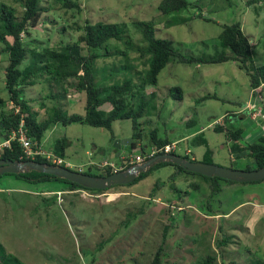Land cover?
Masks as SVG:
<instances>
[{
	"label": "rangeland",
	"instance_id": "374dc122",
	"mask_svg": "<svg viewBox=\"0 0 264 264\" xmlns=\"http://www.w3.org/2000/svg\"><path fill=\"white\" fill-rule=\"evenodd\" d=\"M159 1L80 0L81 10L76 15L56 0H40L45 13L27 37L22 35V40L31 48H54L59 43H73L80 34L76 28L85 20L121 24L124 35L109 41L108 55L94 62L93 76L100 87L125 79L133 81L135 77L140 80L145 74L148 57L136 52L144 44L134 23L148 20L156 24L154 37L170 40L176 54L186 58L229 55V49L220 46L218 36L223 26L239 23L251 46L252 64H264V0L248 4L251 0H186L191 4L187 9L169 15L157 11ZM0 2L17 13L21 11L17 0ZM6 59V54L0 55V98L4 100ZM173 87L179 88L180 100L168 96ZM151 90L156 95V110L140 120L145 130L155 128L158 137H166L169 142L184 138L175 142L177 149L187 148L196 161H201L205 146L191 141L201 133L212 151V164L236 169L253 166L250 161L229 157L231 142L223 133L212 130L217 125L227 130L241 128L239 120L230 123V116L224 115L243 109L247 100L255 109L260 107V99L264 100V86L260 94L251 96L248 77L235 62L182 64L175 59L165 65L156 85L146 92ZM57 91L54 84L48 87L36 81L23 95L38 120L57 107L68 115H83V93L57 98ZM257 121L264 124L259 119L254 123ZM131 134L129 120L113 121L110 130L57 123L44 132L39 146L52 153L54 143L65 139L68 145L62 159L69 168L81 171L89 162L116 166L120 157L138 155L139 149L129 148ZM256 134L254 131L244 142H255L252 138ZM172 170L170 166L159 167L133 186L109 188L98 195L58 194L62 188L59 183L29 184L2 177L0 245L23 264H145L159 243L162 226L167 224L163 264H189L205 254L207 246L217 253L215 243L223 237L227 239L224 250L234 252L231 259L264 260V180L253 184L220 182V191L212 197H208L207 185L201 179L178 180L176 187L182 193L189 182L199 188L180 197L178 193L169 195L165 188L162 194H156L159 199L144 207L153 183L165 180ZM162 199L178 206L172 207L175 210L169 218L163 212ZM179 208L186 211L180 213ZM210 226L213 235H206ZM217 226L222 228L221 233L216 231Z\"/></svg>",
	"mask_w": 264,
	"mask_h": 264
},
{
	"label": "trees",
	"instance_id": "16d2710c",
	"mask_svg": "<svg viewBox=\"0 0 264 264\" xmlns=\"http://www.w3.org/2000/svg\"><path fill=\"white\" fill-rule=\"evenodd\" d=\"M56 1L60 3L63 9L70 12L73 11L76 15L80 13V0ZM17 2L21 8L19 13H17L15 8L0 2V55H7L6 65L3 68V85L6 91V99L0 98V141L16 130L20 121V115L23 116L24 128L26 129L28 138L37 145H39L44 132L50 126L57 123L63 126L78 123L94 128L110 130L113 121L129 120L132 130L129 148L131 150L139 149L138 154H145V156L143 155L145 160L148 158L146 154L151 147L160 148L170 143L166 137H158L155 128L145 130L144 124L140 121L150 117L156 110V95L153 90L146 92V89L156 85L158 73L170 61L176 59L178 63L182 64H202L222 63L230 60L235 62L237 67L248 77V85L251 91L257 89L261 84H264V64L258 66L252 64L251 46L244 37L239 23L223 26L218 36L220 46L229 49V55H217L209 58H186L176 54L170 40L154 37V27L156 24L153 20H148L134 23L140 33L141 42L144 44L143 47L137 48L136 52L139 56L146 55L148 57L145 74L140 80L135 77L133 81L131 79H125L118 84L100 87L96 85L93 76L94 62L108 55L107 43L111 40H119L125 33L124 26L103 22L89 23L85 20L80 28H76L80 31V34L73 43L62 45L59 43V46L54 48L46 47L35 49L29 47L28 43L22 40V35L27 37L29 35L28 31L37 26L41 15L45 13V9L42 7L40 0H17ZM254 2L256 1L251 0L247 1L246 4ZM190 5L186 0H160L156 8L160 14L169 15L179 13L187 9ZM36 81H43L48 84V87L54 84V87L58 89L57 94H54V97L57 98H66L68 95L83 93V115H68L66 111L57 107L45 119L38 120L36 112L30 109L23 95L24 90L32 86ZM167 94L169 97L179 100L181 98V92L177 87L170 88ZM51 97H53L52 94ZM9 103L12 105L10 109L8 108ZM14 107H18L16 114L13 113ZM212 130L217 133H223L226 140L231 142L228 156L234 159H247V161L253 163L252 167L245 165L241 170H253L264 165V136L258 137L253 143L246 144L241 137V128L227 130L217 125ZM191 143L205 146L204 154L200 162L212 164V151L207 147V141L201 133L193 136ZM67 145L68 142L65 139L57 140L53 145V155L63 158ZM176 149L170 152V154L178 155L188 161H196L194 157L189 156L191 154L190 152L185 153L183 150ZM157 154H162V151L154 155ZM0 160H32L38 163L55 165L52 161L42 157L32 159L24 158L21 153V148L15 142L11 143L9 149H5L0 153ZM124 160L127 159H121L116 164V167L119 166L120 170L129 166V164H123ZM59 166L65 167L63 164ZM162 166H170L173 170L165 180H157L153 183L149 189L147 199L143 202L144 207L146 205L149 206L153 200L159 199L156 197V194H162L160 191L165 190V188L169 195L178 193L179 197L182 194L186 195L188 190L197 191L199 188L196 183L189 182L185 185L184 193H182L176 187L178 180H186L189 178L190 181H193L194 178L201 179L207 185L208 197H212L220 191V182L237 184L218 178H207L198 174L185 172L173 164H158L146 173L139 174L132 183L124 186H113L111 188H127L133 186L143 180L152 170ZM228 167L233 168L231 166ZM66 168L96 177H105L113 173L112 168L109 166L100 167L98 164H89L87 168L81 171L75 168ZM2 177H12L16 181L29 184L46 182L59 183L62 188L58 194L64 192L65 194L75 193L74 195H79V191H84L90 195H98L107 191L85 189L68 181L34 172L21 175L5 174L0 176V178ZM38 193L42 192L38 191ZM162 200V203L165 205L163 212L169 218L171 210L174 209L172 207L175 206L178 208V206H176V202L170 203L166 199ZM178 211L184 213L186 209L179 208ZM202 219L205 220L204 218ZM167 228V224L162 226L159 243L145 264L164 263V258L167 256L163 249ZM211 228L212 226L209 227L206 235H213ZM216 231L221 233L222 228L217 226ZM226 243L227 239L224 237L221 238L220 241L215 243L218 250L217 253L213 252V249L207 246L205 254L199 256L189 264H264V260L262 259H246L245 257L243 261L231 259L234 252L229 254V252L224 250L223 247ZM97 249H99V246ZM0 264L23 263L12 254L6 252L3 246L0 245Z\"/></svg>",
	"mask_w": 264,
	"mask_h": 264
},
{
	"label": "water",
	"instance_id": "95a60500",
	"mask_svg": "<svg viewBox=\"0 0 264 264\" xmlns=\"http://www.w3.org/2000/svg\"><path fill=\"white\" fill-rule=\"evenodd\" d=\"M123 164H125L123 162ZM158 164H173L185 172L198 174L207 178H218L225 181L247 184L264 180V165L253 170L233 169L200 161H188L178 155L162 153L148 157L139 163L130 164L123 170H117L105 177H96L72 171L59 165L38 163L32 160L8 161L0 160V176L5 174L21 175L34 172L62 179L90 190H107L113 186H124Z\"/></svg>",
	"mask_w": 264,
	"mask_h": 264
},
{
	"label": "built area",
	"instance_id": "2783aa9c",
	"mask_svg": "<svg viewBox=\"0 0 264 264\" xmlns=\"http://www.w3.org/2000/svg\"><path fill=\"white\" fill-rule=\"evenodd\" d=\"M11 107H12V105H11V103H9L8 108L10 109ZM17 112H18V107H14L13 113L16 114ZM250 117H252L253 119H255V118L263 119L264 115L258 109V110H253L250 114ZM12 142L17 143V145L21 148V153H22L24 158L32 159L35 157H42V158H45L47 160L52 161V163H54L55 165L63 164L65 167H69V164L66 163L62 158L56 157L52 153L44 152L40 148L39 145H37L35 142H33L32 140H30L28 138L26 129L24 128V121H23L22 115H20V121H19V124H18L16 130L11 132L5 139L0 141V153L5 149H9ZM175 149H176V143H169V144H166L160 148L151 147L148 150L146 156L150 157V156H153L154 154H156L157 152H161V151H162V153H170V152L174 151ZM186 153H188V151ZM143 155L145 156V154H143ZM143 155L138 154V155L128 156L127 158H124L127 160H124L123 162L125 164H129V165L133 164V163L142 162L144 160ZM98 166H100V167L109 166L110 168H112L113 172L120 170L115 165H113L112 163H108V162L107 163L102 162ZM79 192L82 194H84V193L89 194V193L84 192V191H79Z\"/></svg>",
	"mask_w": 264,
	"mask_h": 264
},
{
	"label": "crops",
	"instance_id": "0c3cea01",
	"mask_svg": "<svg viewBox=\"0 0 264 264\" xmlns=\"http://www.w3.org/2000/svg\"><path fill=\"white\" fill-rule=\"evenodd\" d=\"M264 86V84H261L257 89H255L254 91H250L251 92V96H253L252 93H258L260 94V92L262 91V87ZM248 101V100H247ZM245 102V106L243 109H240L239 111H236V112H233L232 114L230 115H224L225 116H230L228 119H232V120H229V122L231 123L232 121H237L239 120V124H241V137H242V140L244 142V139L247 138L248 136H250L251 133H253L254 131H257L258 134L254 135V137L252 138V140H255L260 137V136H264V124H262L261 122L257 121V123H254V121H256L257 119H259L260 121H264V118L261 119V118H255L253 119L252 117H250V114L253 110H260L261 113L264 115V100L261 101L260 99V107H256V109L252 106L251 103L248 104V102ZM227 119V120H228ZM220 126V125H219ZM222 127H224L222 125ZM258 128H260V130H258ZM184 140V138H181L179 140H176V141H171L170 143H175V142H179V141H182ZM252 143V142H250ZM249 142L246 143V144H250ZM182 148V147H181ZM185 153L187 151H189L187 148H183L182 149ZM230 157V156H229ZM120 159H123L122 157H120ZM238 160H241L242 162H247V159H243V158H240ZM104 162V161H102ZM101 162V163H102ZM95 162H89V164H94ZM100 163V162H99ZM99 163H96V164H99Z\"/></svg>",
	"mask_w": 264,
	"mask_h": 264
}]
</instances>
